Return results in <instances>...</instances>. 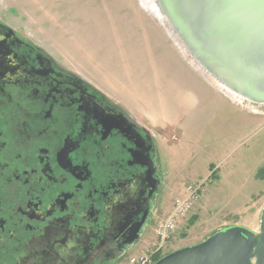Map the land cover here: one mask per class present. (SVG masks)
Segmentation results:
<instances>
[{"label": "flooded vegetation", "instance_id": "flooded-vegetation-1", "mask_svg": "<svg viewBox=\"0 0 264 264\" xmlns=\"http://www.w3.org/2000/svg\"><path fill=\"white\" fill-rule=\"evenodd\" d=\"M12 20L0 15V264H116L165 217L158 140Z\"/></svg>", "mask_w": 264, "mask_h": 264}, {"label": "rangeland", "instance_id": "rangeland-1", "mask_svg": "<svg viewBox=\"0 0 264 264\" xmlns=\"http://www.w3.org/2000/svg\"><path fill=\"white\" fill-rule=\"evenodd\" d=\"M151 1L0 0V15L13 19L66 67L92 81V59L85 57L87 51L90 49V54L96 44L119 41L121 35L125 36L123 29L132 34L135 19L144 20L139 27L144 31L150 27L145 22L147 18L158 23ZM163 29L170 44L179 51L184 62H188L181 44L171 37L166 24ZM101 52V48H97L98 59ZM188 64L201 78L205 77L209 85L217 86L191 60ZM190 84L193 88L190 92L200 99L196 113L189 118L187 110L176 107L173 116L186 117L185 121L174 129V136L158 140L165 183L160 205L165 217L156 228V238L157 230L174 211L176 200L186 196L190 185L203 184V193L193 209L180 219L164 248V256L199 244L228 227L242 226L255 233L261 229L264 106L240 101L223 90L221 96L207 86H194L197 83L192 78ZM159 86L161 90L170 87L168 83ZM173 99L193 108L180 93L173 95ZM135 250L130 249L116 264H126Z\"/></svg>", "mask_w": 264, "mask_h": 264}, {"label": "water", "instance_id": "water-1", "mask_svg": "<svg viewBox=\"0 0 264 264\" xmlns=\"http://www.w3.org/2000/svg\"><path fill=\"white\" fill-rule=\"evenodd\" d=\"M189 59L221 90L240 101L264 106V0H152ZM139 229L130 240L139 239ZM156 264H264L261 229H222Z\"/></svg>", "mask_w": 264, "mask_h": 264}, {"label": "crops", "instance_id": "crops-1", "mask_svg": "<svg viewBox=\"0 0 264 264\" xmlns=\"http://www.w3.org/2000/svg\"><path fill=\"white\" fill-rule=\"evenodd\" d=\"M157 19L159 24L152 18L145 20L150 26L147 31L139 28L144 20L135 19L132 34L123 29L125 36L121 35L119 41L108 45L96 44L90 54V49L87 51L85 57L92 59V81H86L121 106L159 140V137L174 136L173 131L181 125V121L196 113L200 99L197 94L190 92L193 91L191 78L197 83L194 86H207L221 96L223 93L217 86L209 85L204 76L201 78L191 68L188 56V62H184L163 31L164 21ZM99 47L102 51L101 59L97 58L96 53ZM163 83H168L170 87L161 90L159 85ZM176 93L185 96L193 108H187L184 101H175L173 95ZM176 107L181 111L187 110L189 116H173ZM156 241L155 233L146 232L144 239L131 249H136L132 256L142 254Z\"/></svg>", "mask_w": 264, "mask_h": 264}, {"label": "built area", "instance_id": "built-area-1", "mask_svg": "<svg viewBox=\"0 0 264 264\" xmlns=\"http://www.w3.org/2000/svg\"><path fill=\"white\" fill-rule=\"evenodd\" d=\"M203 184L193 183L187 189L185 197L176 200L174 211L157 230L158 242L140 255L131 256L126 264H155L163 257L164 248L175 233L180 219L191 211L201 199Z\"/></svg>", "mask_w": 264, "mask_h": 264}]
</instances>
